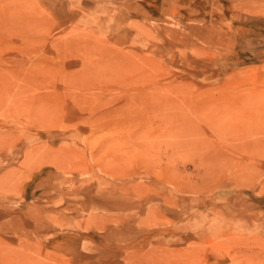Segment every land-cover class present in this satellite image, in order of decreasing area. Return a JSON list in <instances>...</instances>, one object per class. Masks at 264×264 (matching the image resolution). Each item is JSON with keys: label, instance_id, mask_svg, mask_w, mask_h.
I'll return each instance as SVG.
<instances>
[{"label": "rangeland", "instance_id": "1", "mask_svg": "<svg viewBox=\"0 0 264 264\" xmlns=\"http://www.w3.org/2000/svg\"><path fill=\"white\" fill-rule=\"evenodd\" d=\"M0 264H264V0H0Z\"/></svg>", "mask_w": 264, "mask_h": 264}]
</instances>
